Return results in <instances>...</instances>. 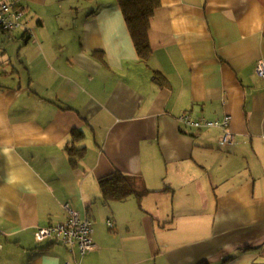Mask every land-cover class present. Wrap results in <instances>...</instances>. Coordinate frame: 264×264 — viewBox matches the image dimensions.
Returning a JSON list of instances; mask_svg holds the SVG:
<instances>
[{"label":"crops","instance_id":"obj_1","mask_svg":"<svg viewBox=\"0 0 264 264\" xmlns=\"http://www.w3.org/2000/svg\"><path fill=\"white\" fill-rule=\"evenodd\" d=\"M3 1L26 14L0 28V264H264V0H160L147 62L117 0ZM116 173L150 193L106 202ZM67 206L94 251L38 241Z\"/></svg>","mask_w":264,"mask_h":264},{"label":"built area","instance_id":"obj_2","mask_svg":"<svg viewBox=\"0 0 264 264\" xmlns=\"http://www.w3.org/2000/svg\"><path fill=\"white\" fill-rule=\"evenodd\" d=\"M25 11L16 3H7L0 0V28L6 33L12 34L25 25ZM256 75L264 79V60H260L255 69ZM187 128L201 131L206 128L219 127L225 131L222 143L225 147L234 142V136L230 131L231 118L226 117L222 122H212L206 119H193L189 113L184 114L179 120ZM69 218L65 223L38 229L37 238L40 243L45 241H61L68 247H76L82 255L94 251L96 245L93 241L92 222L88 218H82L77 212L66 207ZM108 225L113 228L110 221Z\"/></svg>","mask_w":264,"mask_h":264},{"label":"trees","instance_id":"obj_3","mask_svg":"<svg viewBox=\"0 0 264 264\" xmlns=\"http://www.w3.org/2000/svg\"><path fill=\"white\" fill-rule=\"evenodd\" d=\"M117 3L124 15L138 57L141 61L147 62L153 53L150 40L152 22L156 11L161 6V1L117 0ZM154 79L160 81L158 73L155 74ZM163 79L165 80V78ZM165 81L161 84L162 86ZM67 150L72 159L75 158L76 155L82 156L83 154L81 153L85 151V149L77 150L74 146L67 147ZM99 185L102 196L106 202H124L131 197H137L140 200L146 196V194L150 193V191L136 178L117 173L101 179Z\"/></svg>","mask_w":264,"mask_h":264},{"label":"rangeland","instance_id":"obj_4","mask_svg":"<svg viewBox=\"0 0 264 264\" xmlns=\"http://www.w3.org/2000/svg\"><path fill=\"white\" fill-rule=\"evenodd\" d=\"M6 34V33H5ZM8 52H10L11 50L13 51L12 53H10L11 55H13V58L16 57V54L14 53L16 51V48H14L13 46H9L7 48ZM13 80H11V76L7 79L2 78L0 75V82H4L5 84H11Z\"/></svg>","mask_w":264,"mask_h":264}]
</instances>
